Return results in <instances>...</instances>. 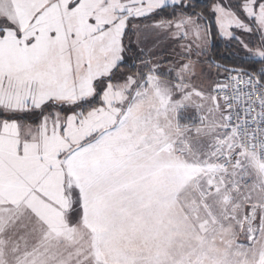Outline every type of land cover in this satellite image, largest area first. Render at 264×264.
<instances>
[{
    "label": "snow or ice",
    "instance_id": "6c2138e0",
    "mask_svg": "<svg viewBox=\"0 0 264 264\" xmlns=\"http://www.w3.org/2000/svg\"><path fill=\"white\" fill-rule=\"evenodd\" d=\"M0 264H264V0H0Z\"/></svg>",
    "mask_w": 264,
    "mask_h": 264
},
{
    "label": "trees",
    "instance_id": "16d2710c",
    "mask_svg": "<svg viewBox=\"0 0 264 264\" xmlns=\"http://www.w3.org/2000/svg\"><path fill=\"white\" fill-rule=\"evenodd\" d=\"M195 2L201 8H203L209 2V0H195ZM216 40L217 41L215 42L214 51H212V53H211L213 60H215L219 63H222L224 65L233 66L237 60L236 59H229L228 57H226V55L224 54V53H227L226 48H224L223 44L218 41V38Z\"/></svg>",
    "mask_w": 264,
    "mask_h": 264
},
{
    "label": "rangeland",
    "instance_id": "374dc122",
    "mask_svg": "<svg viewBox=\"0 0 264 264\" xmlns=\"http://www.w3.org/2000/svg\"><path fill=\"white\" fill-rule=\"evenodd\" d=\"M218 41L223 44V47L224 48H226V52L227 53H224L226 55V57H228L229 59H236L237 60V56H236V45L233 44L230 47L228 41L223 40V39H220L219 37H218Z\"/></svg>",
    "mask_w": 264,
    "mask_h": 264
},
{
    "label": "water",
    "instance_id": "95a60500",
    "mask_svg": "<svg viewBox=\"0 0 264 264\" xmlns=\"http://www.w3.org/2000/svg\"><path fill=\"white\" fill-rule=\"evenodd\" d=\"M215 61V60H214ZM216 63H218V64H222V63H219V62H217V61H215ZM224 65V64H223Z\"/></svg>",
    "mask_w": 264,
    "mask_h": 264
}]
</instances>
